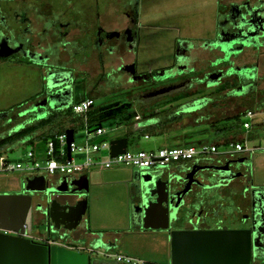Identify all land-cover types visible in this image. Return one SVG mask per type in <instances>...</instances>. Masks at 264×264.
Returning a JSON list of instances; mask_svg holds the SVG:
<instances>
[{"label":"flooded vegetation","instance_id":"af4514ba","mask_svg":"<svg viewBox=\"0 0 264 264\" xmlns=\"http://www.w3.org/2000/svg\"><path fill=\"white\" fill-rule=\"evenodd\" d=\"M142 9L143 0H0V65L35 68L42 79L37 97L5 111L0 127L10 134L60 111L48 100L63 90L46 86L51 72L69 73L73 101L89 94L126 92L131 109L146 111L152 116L150 125L166 129L211 130L223 125L226 116L220 114L243 104L264 109V0H217L213 36L198 44L175 43L179 59L175 52L172 65L158 74L137 70ZM247 159L212 155L199 162L167 165L165 170L172 175L169 214L177 201L175 193L184 186L181 177L189 174L181 167H220L193 173L198 183L193 182L183 196L169 225L170 230H253L248 264H264V187L251 180ZM22 191L23 183L13 194ZM142 191L134 183L127 227L116 232L92 230L86 214L74 231L67 232L62 225L57 230L50 223L47 197L34 193L25 238L86 254L89 264H121L114 259L122 246L120 233L135 237L164 233L169 256L161 264H170L169 232L142 228L147 202L156 198ZM51 198L61 204L75 202V197L65 195ZM28 231L44 236L31 237Z\"/></svg>","mask_w":264,"mask_h":264},{"label":"rangeland","instance_id":"374dc122","mask_svg":"<svg viewBox=\"0 0 264 264\" xmlns=\"http://www.w3.org/2000/svg\"><path fill=\"white\" fill-rule=\"evenodd\" d=\"M217 0H143L141 11V40L138 46L137 70L142 73H160L172 65L175 53V43L191 42L198 44L199 41L213 36L217 19L215 14ZM42 88V79L35 68L11 67L0 65V111L5 112L10 108H20L37 97ZM125 94V95H124ZM112 93L88 96L94 99L95 106L100 108L101 113L89 124V131L94 132L97 126L106 129L107 139L112 140L124 136L125 127L130 123L137 124L136 129L144 130L148 136L129 137L127 150L135 151L156 149L166 143L180 144L190 143H216L218 140L224 141L230 133L242 134L241 123L249 120L243 114L248 108L243 104L242 108L228 110L219 117L231 116L242 113L237 118L236 126L232 132L222 130L212 135L206 128L197 126L187 130H169L160 126L150 125L149 113L134 111L127 103V93ZM255 117L250 120L255 130L253 137L246 141L248 147H262L263 134L259 132L264 126V109H256ZM103 112V113H102ZM63 122L64 116L60 118ZM141 122L147 123L141 127ZM227 121H224L226 123ZM231 123V122H230ZM230 123H228L230 125ZM66 120L64 126H70ZM75 128V141L81 144L84 138L81 137L85 128L79 123L73 124ZM133 128V127H132ZM203 128V129H202ZM6 128L0 127V137L7 134ZM47 128H39L30 137L34 139L33 144L26 143L29 139L17 140L12 144L3 147L1 160H7L12 164L17 161H25L26 153L32 149L35 158L41 159L45 143L39 139L46 134ZM234 131V132H233ZM181 133L179 140L175 141L174 136ZM232 138V136H230ZM177 141H179L177 143ZM172 144V145H173ZM37 148L41 150L38 152ZM230 150L228 141L218 145L220 153ZM99 157V156H98ZM100 160L107 159L106 154L100 155ZM78 160V157H76ZM251 163V180L258 186L264 187V149L255 150L247 159ZM134 169L124 165H113L108 169H98L93 167L88 170L89 190L85 193L88 201L86 213L87 222L92 230L103 232H116L127 227L129 211L130 185L128 181L132 179ZM22 171L0 172V194H13L17 192L22 180L26 177ZM68 199L74 196L65 195ZM28 233L31 237H43L36 233ZM121 234L122 246L115 252L132 257L140 262L156 261L163 263L169 252V242L164 233L148 232L142 236ZM113 253V252H112ZM115 258V256H114Z\"/></svg>","mask_w":264,"mask_h":264},{"label":"water","instance_id":"95a60500","mask_svg":"<svg viewBox=\"0 0 264 264\" xmlns=\"http://www.w3.org/2000/svg\"><path fill=\"white\" fill-rule=\"evenodd\" d=\"M233 43L231 41L229 45L231 46ZM179 51V48L175 51L178 59ZM45 78L46 86L49 89L63 88L62 91L52 94L48 99L51 105L57 104L58 110L67 109L73 102L79 101L78 99L73 101L69 73L51 72ZM6 116L7 112H0V119ZM17 130L19 128L15 131ZM65 134L69 160L74 130L67 128ZM126 149L127 138L110 140L111 156L124 153ZM165 168L166 166H156L135 169L132 180L144 188L142 194H148L149 198L156 196L153 202H147L142 228L169 232L170 264H248L253 230H170L169 223L176 217L177 208L183 202V196L188 193L193 182L198 183L193 180L195 175L193 173L209 168L219 170L220 167L207 168L198 165H193L190 168L181 167L184 170H189V174H184L181 177L184 186L182 190L175 193L177 201L170 214L168 213V204L173 200L169 201L168 197L172 175L167 174ZM163 177L167 178L163 180ZM22 183V193L0 194V264H89L86 254L74 252L64 246L39 244L25 238L34 193L44 194L47 197L48 213L53 228L58 230L62 225L67 232L74 231L80 225L88 209L85 195L89 190L88 175L83 174L78 178L62 177L56 182L50 181L44 175H35L25 177ZM55 195L74 196L75 202L72 205L61 204L56 199H49ZM40 207L41 205L38 204L37 208Z\"/></svg>","mask_w":264,"mask_h":264},{"label":"built area","instance_id":"2783aa9c","mask_svg":"<svg viewBox=\"0 0 264 264\" xmlns=\"http://www.w3.org/2000/svg\"><path fill=\"white\" fill-rule=\"evenodd\" d=\"M93 105L94 99L87 97L78 102H73L69 107L73 115L82 118L85 128L84 141L81 144L76 143L73 135L74 139L70 144L71 157L69 160L66 149V134L63 132L56 135L54 140L47 141L41 159L35 158V152L32 149L27 151L25 161H17L15 164L7 160H1L0 157V172L22 171L26 174V177L44 175L51 181L55 176L58 180L62 177L78 178L83 174H88V170L93 167L108 169L113 165H124L132 167L134 170L147 169L170 164L199 162L203 158L212 155L222 157L236 155L248 158L255 150L264 149V133L262 147L250 148L246 145V141L251 137L252 132V122L250 120L255 116L254 110H246L243 115L249 120L241 123V129L244 132L242 140H229L230 150L228 151L220 153L218 151V145L220 144L202 143L199 145L187 144L160 147L150 150L129 151L126 149L124 153L111 156L110 140L105 138V128L97 127L92 134L87 130V113ZM102 153L107 156L105 161L99 159ZM76 157H78V160H76ZM114 256V259L122 264H145V262L134 260L130 256L121 254H115Z\"/></svg>","mask_w":264,"mask_h":264},{"label":"trees","instance_id":"16d2710c","mask_svg":"<svg viewBox=\"0 0 264 264\" xmlns=\"http://www.w3.org/2000/svg\"><path fill=\"white\" fill-rule=\"evenodd\" d=\"M87 97H89V96L83 97V98L78 99V100H82V99L87 98ZM101 111H100L99 107H96L95 104L93 105L92 109L87 113L88 125L93 123V121L98 117V115L101 113ZM241 114L242 113L234 114L231 116H226L224 120L227 122L224 123L223 125H220L219 127L213 128L212 132H210V134L212 133V135H214L216 133L221 132L222 130H227L228 132H232L231 130L233 127L236 128V130H237V128H239L238 126H236V124L238 122L237 118ZM62 116H64L63 122L60 120V118ZM66 120H68L71 123L70 126H67V127L64 126V121H66ZM76 123H79L80 125L84 126L82 118L80 116L73 115L70 112L69 108L61 110V111L57 112L56 114L50 115L49 117H47L45 119L39 120V121H37L31 125L25 126L24 128H21L17 131L10 133V134H6L3 137H0V156L2 153L1 149L3 147L7 146L8 144H12L13 142H15L17 140H23V139L29 138L26 141V143L33 144L34 139H32L30 137L39 128L40 129L41 128H47L46 134L42 135L39 138L46 144L48 140H54V137L56 135L65 132V130L67 128H72L73 130H75L73 124H76ZM228 123H230V125ZM143 131L144 130H141V129H138V130L128 129V130H126L123 137L127 138V146L129 145V141H130L129 137L136 138L138 136H144L145 133ZM236 135L237 134L235 132L230 133V136L236 137ZM209 144H212V143H209ZM197 145H199V143H197ZM37 150H38V152H41V150H39V148H37ZM148 264H150V263H148Z\"/></svg>","mask_w":264,"mask_h":264},{"label":"crops","instance_id":"0c3cea01","mask_svg":"<svg viewBox=\"0 0 264 264\" xmlns=\"http://www.w3.org/2000/svg\"><path fill=\"white\" fill-rule=\"evenodd\" d=\"M212 37V36H211ZM210 38V37H209ZM209 38H206V39H209ZM205 39V40H206ZM203 41V40H202ZM201 40L199 41V42H202ZM94 104H95V102H94ZM146 111H143V114L145 113ZM256 116V115H255ZM254 116V117H255ZM263 122H264V120H263ZM145 125H147V123H145V122H141V124H140V126L141 127H144ZM135 126H137V124H134L133 123V121H132V123H130L129 125H128V127H125L127 130L128 129H130V130H138V129H136L135 128ZM252 126H253V124H252ZM84 127V126H83ZM97 127H101V126H97ZM133 127V128H132ZM102 128H104V127H102ZM263 129H264V126H263V128H261V130H259V132H261L262 134L264 133V131H263ZM87 130H88V132H90L89 131V127H88V125H87ZM106 130V129H105ZM169 130H174V129H169ZM254 131L255 130H253L252 129V132H251V137L250 138H252L253 137V134H254ZM85 133V132H84ZM91 134L93 133V132H90ZM84 135L85 134H82L81 135V137H83L84 138ZM243 135H244V132H242V134H240V135H238V137H237V135H236V137H234V136H232V138L231 137H228V138H224V141L222 140V141H220V140H218V142L217 143H213V144H221L222 142H226V141H229V140H231V139H236V140H242V137H243ZM145 136H148L147 134H144V137ZM182 138V140H183V136L181 137V133L180 134H177V135H175L174 136V138H175V141L176 140H179L180 138ZM121 137H123V136H121ZM74 138H75V130H74ZM105 138H107V136H105ZM146 138V137H145ZM97 139V138H96ZM179 141H177V143H178ZM173 143H166V144H164V145H162V146H159V147H157V148H160V147H171V146H178V145H187V144H189V143H180V144H173ZM104 153H102V154H100V155H103ZM96 156H98L97 154H96ZM220 157H222V156H220ZM96 168H98V169H103V168H100V167H96ZM26 176V175H25ZM58 180V178H57V176H55L54 178H52V182H56ZM23 181V180H22ZM128 184L130 185V193H129V196H130V194H131V192H132V187H133V185H134V182H133V180L131 179V180H129L128 181ZM63 198V196H61L60 197V199H62ZM154 231H156V230H154ZM158 231V230H157ZM117 254H121V253H117ZM121 255H123V254H121ZM168 256H169V252H168ZM168 256L166 257V258H168ZM166 261H167V259H166ZM165 261V262H166ZM165 262H163V263H165ZM146 264H148V263H150V264H161L160 262H156V261H153V262H151V261H148V262H145ZM122 264V263H121Z\"/></svg>","mask_w":264,"mask_h":264}]
</instances>
